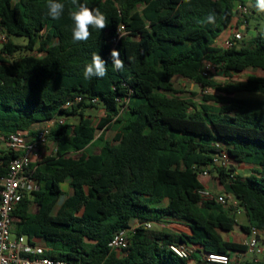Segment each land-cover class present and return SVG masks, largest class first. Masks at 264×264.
Segmentation results:
<instances>
[{"label":"trees","instance_id":"1","mask_svg":"<svg viewBox=\"0 0 264 264\" xmlns=\"http://www.w3.org/2000/svg\"><path fill=\"white\" fill-rule=\"evenodd\" d=\"M47 2L0 0L6 38L0 46V135L34 138L36 125L67 118L49 135L54 155L30 167L38 189L13 212L17 235L35 245L44 240L46 257L74 264H205L197 254H248L244 243L227 241L223 233L238 226L246 234L251 226L264 232V98L237 95L264 96V79L217 83L202 70L210 62L228 78L264 72V32L229 48L215 46L233 26L237 5L251 4L246 22L256 15L264 19L256 0H78L98 8L108 24L90 28L86 42L73 40L71 0H56L65 6L58 20L48 16ZM210 12L215 24L202 22ZM121 25L126 34L114 47L110 40ZM13 37L27 43L16 44ZM112 49L124 61L122 70L113 67ZM94 53L107 62V75L85 79ZM177 77L218 94L205 95L197 105L175 87ZM68 102L73 104L66 108ZM90 109L105 111L96 127ZM111 128L113 142L105 139ZM95 141L103 142L99 155L82 153ZM222 151L235 163L254 166L246 177L234 166L213 171L245 211V224L234 207L203 201L199 194L206 178L201 172ZM22 155L0 146V177ZM64 183L72 193L53 214L66 194ZM148 222L187 225L191 233L142 227ZM137 223L127 255L118 257L109 243ZM173 244L195 251L182 259ZM239 264H264V255Z\"/></svg>","mask_w":264,"mask_h":264},{"label":"built area","instance_id":"2","mask_svg":"<svg viewBox=\"0 0 264 264\" xmlns=\"http://www.w3.org/2000/svg\"><path fill=\"white\" fill-rule=\"evenodd\" d=\"M236 12L246 15L249 12L248 6H239ZM126 34V27L121 25L117 35L110 40L115 47L120 38ZM243 38L241 31L236 32L232 41L227 43V47H231L235 41ZM217 67L210 62H205L202 70V76L210 79ZM77 98L75 101H80ZM73 102H68L66 108L70 107ZM64 120H52L44 123L41 130L38 131L33 142L28 143L26 138L21 134H12L5 138L0 135V140L13 151H22L23 155L12 160L7 175L0 177V264H74L63 260H54L46 257L48 249L31 243L27 236L17 235L12 238V227L15 223L13 212L16 206L22 201L25 195L32 193L38 189L37 182L29 175V170L33 164V159L37 162L43 160L41 148L48 143L49 135L52 128L57 124H64ZM57 148L54 149V153ZM233 166V161L227 151H222L213 157L210 167L204 168L201 175L204 177H212L220 169H228ZM203 201H214L226 208L234 207L237 214H241L243 210L233 194L222 193L216 194L208 188L203 187L199 191ZM162 225H158L162 227ZM183 227L191 233V229L181 224H173ZM140 224H134L130 228L121 230L115 235L109 243L110 251L118 257H125L127 249L130 245V239ZM157 224L148 222L142 227L154 229ZM185 233V232H182ZM262 231L251 226L247 239L244 244L247 246L249 253L255 256L264 255V241L261 236ZM171 250L182 259L192 257L195 247L173 244ZM201 259L205 264H232V258L225 254L204 253Z\"/></svg>","mask_w":264,"mask_h":264},{"label":"rangeland","instance_id":"3","mask_svg":"<svg viewBox=\"0 0 264 264\" xmlns=\"http://www.w3.org/2000/svg\"><path fill=\"white\" fill-rule=\"evenodd\" d=\"M256 19H252L249 22L245 21L244 17H240V22H239V27L241 26H245L244 29H242V34L244 38H249L251 37V35L253 33H257L258 31H262L264 32V19L258 17L257 15L255 16ZM259 28V30L257 29ZM231 30V29H230ZM226 31L225 34H229L231 31ZM224 34V35H225ZM6 41L5 36L0 32V46ZM13 41L16 44H26L27 43V39L23 38V37H13ZM250 76H255L258 80H263L264 79V72L261 70H249V71H245L242 73H236L233 75L232 78H227L226 76L223 75L222 71L220 70H216L213 75L211 76V80L216 81L217 83H224L225 81H235V82H243V81H247L249 79ZM181 79V80H180ZM224 81V82H223ZM176 86L178 88H181V90L183 91V96L191 99L192 101H194V103H196L197 105H200L202 103H204V97L205 95H217L218 92H216L214 89L209 88V89H202L199 85L194 87V89H191V82H187L184 81V79L182 80V78H177L176 80ZM240 97H254V98H264L263 95L261 94H257V93H239L237 94ZM88 114L91 116L92 119V124L94 126H97L101 120L102 117V112L100 111V109H90L88 110ZM105 135L108 138L109 141L113 142L114 137H115V132L112 130H106L105 131ZM3 143H0V146ZM99 146L102 147L103 142H98ZM250 169L247 170L246 174H249ZM213 177V176H212ZM211 177V178H212ZM213 191H215L214 193H217L216 189H211ZM66 196V195H63ZM36 207H33V210L36 211ZM238 216L240 217L241 214H238ZM241 219H244V217H242ZM154 228H160V229H165V230H172V231H181L183 232V230H185L183 227L180 226H176V225H166L165 228H162L160 226H155ZM17 236V226L14 223L13 227H12V238H15ZM225 237H229L231 238V241L237 242V243H244V237L242 234V231H240L239 228H237L236 232L230 233V234H225ZM46 245V242H43ZM239 255V256H238ZM243 254H237L236 256L233 255V263L232 264H239L240 260L239 257H241ZM248 258H251L253 256V254L248 253ZM258 257L261 259L262 255H258Z\"/></svg>","mask_w":264,"mask_h":264},{"label":"clouds","instance_id":"4","mask_svg":"<svg viewBox=\"0 0 264 264\" xmlns=\"http://www.w3.org/2000/svg\"><path fill=\"white\" fill-rule=\"evenodd\" d=\"M71 3L75 6V10L70 13L71 19L74 22L72 37L75 42H86L91 36L90 28L103 30L108 26L106 16L98 8H89L84 4H80L78 0H71ZM64 7V4L56 2V0H48L47 14L52 19L58 20L63 14ZM254 7L258 12H264V0H256ZM202 22L215 24V13L210 12L206 16L205 21ZM110 57L115 70H122L124 68V61L120 58L118 50L112 49ZM106 65L107 62L99 54L94 53L91 62L84 67L83 75L85 79L105 77L107 75ZM66 199L65 196H61L58 200V206L63 204Z\"/></svg>","mask_w":264,"mask_h":264},{"label":"crops","instance_id":"5","mask_svg":"<svg viewBox=\"0 0 264 264\" xmlns=\"http://www.w3.org/2000/svg\"><path fill=\"white\" fill-rule=\"evenodd\" d=\"M15 1H18V0H15ZM251 4L249 3L248 4V6H250ZM240 5H237V7H239ZM236 7V8H237ZM236 15H237V18H236V20H235V22L233 23V26L230 28V29H228V30H226V31H231L229 34H225V33H223V35L216 41V44H215V46L216 47H218V48H223V49H225V48H228L227 47V43L229 42V41H232L233 40V38H234V36H235V34H236V32H238V31H241L242 32V29H244L245 28V26L243 25V26H241V27H239V22H240V17H244V15H242L240 12H236ZM225 31V32H226ZM225 34V35H224ZM255 33H253L252 35H254ZM251 35V36H252ZM222 73H223V75L224 76H226L225 75V73H224V71H222ZM234 74H236V73H234ZM233 74V75H234ZM227 77V76H226ZM177 78H180V77H177ZM177 78H175L174 79V83H175V87L179 90V91H181V92H183L182 90H181V88H178L177 86H176V80H177ZM228 78V77H227ZM230 79V78H229ZM181 80V79H180ZM183 80V79H182ZM184 81H187V82H191V89H194V87H196V86H198L197 84H195V83H193L192 81H189V80H186V79H184ZM228 81V80H227ZM224 82V81H223ZM226 82V81H225ZM224 82V83H225ZM101 112H102V117H104L105 116V111L104 110H100ZM101 117V118H102ZM66 119L67 118H65V117H59L57 120H64V121H66ZM90 119H91V117H90ZM91 121H92V119H91ZM93 122V121H92ZM43 125L44 124H38V125H36L35 126V130L37 131V133H38V131L39 130H41V128L43 127ZM96 127V126H95ZM112 127H113V125H112ZM110 130H112V128L110 129ZM113 131V130H112ZM25 138H26V141L28 142V143H31V142H33L34 141V139H35V137L34 138H32V137H29V135L27 136V135H25L24 136ZM105 139L106 140H108V138L106 137V135H105ZM109 141V140H108ZM98 142L99 141H95L94 143H93V145H91V146H89L84 152H82V153H86V154H88V155H99L100 153H101V150H102V147L101 146H99V144H98ZM3 146H5V147H7V145L5 144V143H3L2 145H1V147H3ZM7 148H9V147H7ZM56 148V145H55V143L54 142H51V141H49L46 145H44L42 148H41V153H42V155H43V159L44 158H47V157H50V156H53L54 155V149ZM10 149V148H9ZM36 163H38L36 160H34L33 159V164H36ZM233 166L236 168V173L237 174H239L240 176H242V177H246V176H248L249 174H251V171L254 169V166H252V165H247V164H239V163H235V162H233ZM252 167V169H250V173L249 174H246L247 173V170H249V168H251ZM202 185H203V187H205V188H208V189H216L217 190V193L218 194H222V193H226L225 192V189H224V187H223V185L220 183V180L217 178V176L216 175H214L212 178L211 177H206V178H204V179H202ZM62 188H63V191L66 193L65 195V197L67 198V196L68 195H71V193H72V191H71V189H70V187H69V184L68 183H64V184H62ZM211 191H213V190H211ZM213 192H215V191H213ZM166 202H163L162 204H165ZM62 205V204H61ZM61 205H59L58 206V204H57V206H56V208H55V210H54V212H53V214H57V212L59 211V209H60V207H61ZM242 217H244V219H245V221L243 220V219H241ZM238 220H239V222L241 223V224H245V223H247V216H246V214H245V211H242V213H241V216L239 217L238 216ZM15 224H16V220H15ZM166 225H168V224H164V225H162V228H165L166 227ZM170 225H173V224H170ZM184 226H186L187 228H190L189 226H187V225H184ZM237 228H239L240 229V231H242V234H243V237H244V242L246 241V239H247V234L245 233V232H243V230L241 229V227H237ZM237 228L235 229V231H233V232H236L237 231ZM170 231V230H169ZM172 231V230H171ZM173 232H177V233H182L181 231H173ZM183 232H185V233H188V234H190V232L188 231V230H183ZM233 232H230V233H233ZM230 233H223V237H224V239L225 240H227V241H231V238H227V237H225V234H230ZM261 236H262V239H263V241H264V232L262 231V233H261ZM44 240H38V246H42V247H44V248H46V249H50L49 247H47V245H45L44 243ZM240 254V253H239ZM251 254H253V253H251ZM235 256L237 255V254H234ZM248 254H243L241 257H239V260L241 261L242 259H246L248 256H247ZM239 256V255H238ZM197 257L198 258H201L200 257V255L199 254H197ZM252 257H255V255L253 254V256ZM196 262L195 261H193L192 262V264H195ZM232 263H233V257H232Z\"/></svg>","mask_w":264,"mask_h":264}]
</instances>
